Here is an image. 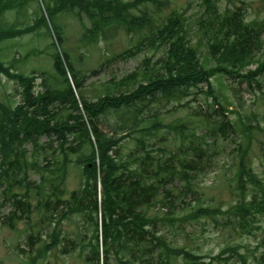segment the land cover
Listing matches in <instances>:
<instances>
[{"label":"trees","instance_id":"obj_1","mask_svg":"<svg viewBox=\"0 0 264 264\" xmlns=\"http://www.w3.org/2000/svg\"><path fill=\"white\" fill-rule=\"evenodd\" d=\"M30 1L0 0V44L25 35L39 36L45 29L54 50L56 75H49L44 91L38 93L35 72L26 75L15 71L13 65L0 62V75L17 81L23 95V103L15 107L0 103V186L10 181L0 209L6 202L14 208L3 224L16 229V221L31 219L36 208L46 210L41 222L54 224L50 242L43 239L41 232L28 236L30 247L44 242L37 253L30 251V264L46 258L63 241L68 244H63L61 252H78L85 264H173V252L190 263L226 264L238 251L236 248L224 249L205 263L196 254L186 250L175 252L170 247L166 227L175 220V209L169 201L171 192L165 188L169 174L175 175L176 170L168 163L155 161L145 139L137 141L144 154L141 156L134 151L124 157L121 145L134 134H149L160 128L156 121L149 129H141L146 113L157 103L181 102L193 89H201V85L211 90L209 95L217 103L211 81L217 74L250 84L256 82L260 87L264 60L257 59V49L264 44V24L247 22L245 12L236 7L228 6L220 12L219 0H201L206 18L203 23L210 24V51L216 61V67L206 69L177 15L153 28L169 6L168 0H53L49 4L41 0L31 21L4 23L9 12L20 17ZM137 10L138 15L134 13ZM80 13L92 24L82 42L95 41L114 28L139 36H145L147 31L154 44L160 40L161 45H168L166 58L152 66L146 60L140 71L109 82L105 95L96 100L87 98L82 89L85 76L77 66L80 59L66 47L63 22L64 15L81 17ZM254 64L257 68L249 70ZM102 126H108L110 132ZM44 137L48 138L46 143L42 142ZM28 145L33 148L31 157ZM41 154H46L45 164L38 159ZM73 165L82 171V185L65 198ZM31 172L40 174V183L30 180ZM181 175L186 177L187 173ZM235 179L240 199L227 212L200 208L186 220H216L222 216L234 220L243 230L255 228L251 222L264 214V198L248 201V186L262 185L248 150L241 153ZM188 183L192 185L190 180ZM33 193L38 198L36 207ZM77 216L81 217L84 230L65 233L64 222Z\"/></svg>","mask_w":264,"mask_h":264},{"label":"rangeland","instance_id":"obj_2","mask_svg":"<svg viewBox=\"0 0 264 264\" xmlns=\"http://www.w3.org/2000/svg\"><path fill=\"white\" fill-rule=\"evenodd\" d=\"M37 1L31 0L27 10L20 17L14 12H9L4 17V23L23 24L31 21L34 11L41 4V0ZM42 1L49 4L53 0ZM168 1L169 6L163 10L153 28L160 27L170 16L177 15L188 40L198 53L202 66L206 69L216 67V61L210 51L213 34L210 24L203 23L206 18L202 1ZM228 6L244 11L247 22L257 21L264 24V0H219L220 12L223 13ZM138 12L137 10L134 13L138 15ZM80 14L81 17H63L66 25V47L72 49L74 56L80 59L77 66L85 76L82 89L91 100L105 95L109 82L119 81L140 71L146 60L149 59L152 66L167 56L168 45H161L160 40L154 44L153 36L147 31L145 36H139L114 28L105 31L106 35L101 34L95 41L82 42L92 24L84 13ZM40 33L39 36L25 35L0 44V62L13 65L14 70L19 73H36V93L44 91L49 75H56L52 40L45 33V29ZM257 51V59L264 60V44H261ZM256 68L257 65L254 64L248 69ZM211 81L214 96L218 98L217 103L213 101V95H209L211 90L201 85V89H193L192 94L181 102L163 101L155 104L152 110L146 113V121L141 125V129H149L156 121L161 124L160 128L149 134H134L122 143L121 153L124 157L134 151L138 156L144 155L137 141L145 139L147 150L152 153L155 161L168 163L175 168L176 174H169V182L165 188L171 192L169 201L173 202L171 205H174L175 209V220L166 227L169 245L175 252L189 251L204 258L201 262L208 263L210 258L217 256L222 250L236 248L238 251L231 255L230 259L229 254L225 255L229 261L224 263L242 264L245 260L247 264H264V214L252 219L251 225L256 227L249 230H243L234 220L229 221L222 216L216 220H186L197 209H221L224 213L231 204L238 202L240 193L235 176L244 150L249 151L252 167L262 181L259 187L248 186V201H260L264 198V75L259 77L260 87L256 82L250 84L247 80H233L224 74L215 75ZM21 92L22 87L17 81L0 75L1 104L15 107L23 103ZM115 92L118 93L117 90ZM114 122L111 120V124ZM102 128L107 133L110 132L108 126ZM47 141L46 137L42 139L43 143ZM27 149L31 157L32 145H28ZM47 154L50 155L51 151ZM45 156L46 154H41L38 158L43 164L46 162L43 159ZM182 172H186L187 176L183 177ZM82 179L81 169L75 165L71 166L65 186V198H69L72 191L80 189ZM30 180L34 184L40 183V174L31 172ZM189 180L192 185H189ZM9 184L8 180L0 186V204ZM34 193L32 201L36 207L38 198ZM13 211L10 202H6L0 209V264H30V251L37 253L44 242L38 241L34 247H30L28 236L30 233L41 232L43 239L50 242L49 234L52 233L54 224L49 226L48 221L41 222L46 210L36 208L31 212V219L25 217L23 220H17V228L11 229L3 223ZM49 215H52V211ZM20 216L21 214H18V217ZM83 225L81 217L77 216L65 221L62 227L65 233L76 234L79 229L84 230ZM63 244L68 243L63 241L59 246L52 248L46 258L39 260L37 264H85L78 252L63 254ZM171 259L173 264H195L175 255L174 252Z\"/></svg>","mask_w":264,"mask_h":264}]
</instances>
